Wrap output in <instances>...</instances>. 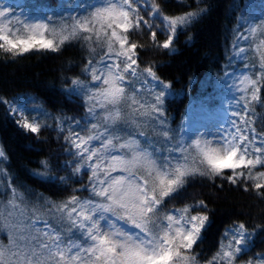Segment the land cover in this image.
<instances>
[{"label":"snow or ice","instance_id":"snow-or-ice-1","mask_svg":"<svg viewBox=\"0 0 264 264\" xmlns=\"http://www.w3.org/2000/svg\"><path fill=\"white\" fill-rule=\"evenodd\" d=\"M142 4L148 7L142 9ZM85 11L86 15L56 25L53 21L14 22L9 19L12 15L9 8H0L3 52L14 57L32 50L57 52L66 42L82 40L91 54L82 69L90 82L74 78L69 90H78L84 97L86 113L82 131H87V135L69 129L65 137L75 149L71 152L76 158L75 173L85 168L91 171L89 185L81 189L88 191L89 196L71 195L58 204L46 201L41 206L51 205L50 214L56 217L60 227L46 223L45 230L33 231L34 225L23 219L12 225L15 231L10 229L8 244H0V264H200V254L195 248L203 242V232L209 223V217L203 214L207 205L200 200L183 208L164 209L168 201L180 194L189 178L195 176L221 177L233 185H243L244 191L256 190L264 197V132H257L253 126L261 118L252 111L253 103H261L264 90V38L257 44L261 52L259 70L254 76L244 75L240 79L237 110L230 113L232 118L239 119L226 122L235 131L219 139L197 138L187 144L177 143L167 149L169 155H160L155 150L149 151L138 139L144 136L143 132L134 134L127 129L139 125L138 117L155 120L154 113L164 115L162 105L170 85L159 81L153 67L148 66L143 73L158 89L155 102L137 98L135 91L129 94L126 82L142 75L138 71L137 50L143 47L130 36L133 32L149 33L154 46L171 51L178 29L192 22L198 13L160 17L155 0H103L100 5L88 4ZM156 18L159 24L154 23ZM258 32L264 37L260 26L249 25L247 34L236 37L238 55L243 56L247 51L239 47V41L255 38ZM46 34L52 38H46ZM158 34L166 38L159 42ZM98 48L104 52L97 60ZM0 103L9 102L0 99ZM122 105L130 110L127 117ZM12 111L15 113L17 109ZM17 122L32 133L43 127L35 120L29 122L27 117ZM159 123L163 127L165 122ZM75 124L81 127V121ZM163 136L170 139L167 130H163ZM0 157H4L2 149ZM42 164L47 167L46 161ZM225 170L231 174L226 175ZM17 195L13 188L6 205L11 208L10 216L20 207ZM20 215L23 216V210ZM117 221L134 231L118 225ZM261 231L264 227L249 231L243 222L228 226L206 264H238ZM244 264H264V252L250 257Z\"/></svg>","mask_w":264,"mask_h":264},{"label":"trees","instance_id":"trees-1","mask_svg":"<svg viewBox=\"0 0 264 264\" xmlns=\"http://www.w3.org/2000/svg\"><path fill=\"white\" fill-rule=\"evenodd\" d=\"M41 1L51 12L59 13L63 6L62 0ZM91 1L74 0L69 5L71 12L65 13L66 17L86 13L85 8ZM253 1L260 0H155L161 16L203 9L200 18L178 29L171 51L154 46L149 33L137 32L133 37L144 41L146 47L138 49V71L142 76L132 78V81L147 78L143 69L151 66L159 81L170 85L165 90L169 93L168 98L162 105L163 117L169 128L175 130L179 127L187 104L179 97L189 93L190 98L201 95L200 89L189 84L220 73L225 67L237 34L235 29L244 10ZM51 19L56 24L61 23L60 17ZM154 23L159 24L156 20ZM165 38L163 34L157 36L159 42ZM90 55L88 46L82 40L66 42L57 52L32 50L14 57L0 50V99L23 103L27 119L43 125L38 133L24 130L9 116L5 104L0 103V149L5 159L0 163V244L7 245L10 229L15 231L12 225L19 224L22 219L26 223L28 217L45 218L51 226L60 227L56 217L50 214L51 205L41 207L46 201L58 204L71 195L89 196L88 191L81 189L89 185L91 171L85 168L75 173L76 158L71 154L75 149L65 137L69 135V129L72 132L80 130L75 121L84 123V97L78 90H69L74 78L90 82V77L82 73ZM100 55L103 51L98 48L95 58L98 60ZM153 93L145 97L146 101L152 98ZM179 93L182 94L178 96ZM261 105L263 99L261 103L253 104L252 110ZM255 128L257 132H264V117L257 120ZM143 130L148 132L144 137L146 144L156 145L157 149L153 147V150L159 153L162 139L158 132L146 124ZM177 139L176 132L175 143L171 138L167 141L176 145ZM42 161L47 162V167ZM13 188L18 193L16 202L20 207L10 216L8 212L11 208H6V205ZM200 200L207 205L203 214L209 217L203 242L195 248L200 254V264H206V260L215 253L228 226L243 222L249 231L264 227V197L256 190L244 191L243 185H233L221 177L210 182L201 176L192 177L180 194L167 202L164 210L183 208ZM21 210L23 216L20 215ZM63 230L66 231V226ZM261 252H264V231L258 232L253 247L240 258L238 264H244V261Z\"/></svg>","mask_w":264,"mask_h":264},{"label":"rangeland","instance_id":"rangeland-1","mask_svg":"<svg viewBox=\"0 0 264 264\" xmlns=\"http://www.w3.org/2000/svg\"><path fill=\"white\" fill-rule=\"evenodd\" d=\"M32 1L33 0H0V8H3V7L9 8L10 13H12V15L9 16V19L13 20L14 22L16 20H19L21 22H29V23L40 22L39 20L41 18H42V22H49V20L52 17H60V21L67 20L71 22L70 18L66 17L65 13L67 11L71 12L72 7H69V5L73 3L74 0H63V6L60 7L59 13L51 12L50 9H48L42 4L41 0L38 1V3H36V6L38 7H31V5H34ZM95 3H98V1L95 0ZM102 3H103V0L100 1L98 4L100 5ZM142 5H143V8L148 7L144 4ZM251 5L253 6L248 7L247 10L242 14V17L238 23V26L243 25V27L240 28L239 32H237L236 37L240 36L242 33L247 34L246 30L249 27V25H252L253 27L260 26V31H264V0L258 1L257 3H252ZM38 8H40L41 10H44L49 17L47 15L38 17L37 16ZM189 12L198 13V15L192 21L194 22L195 20L200 18V16L203 14V9L201 8L191 9ZM86 14L87 13H82L81 15H86ZM150 15L151 14L149 12V16ZM181 15H184V14H175L172 16H181ZM160 17L162 16L160 15ZM155 20L160 23L159 18H156ZM59 24H56V25H59ZM21 33L24 34L22 27H21ZM134 33L135 32H133V34ZM132 36L133 35L131 34L130 39L133 42H136L143 46L139 50L145 49L146 44L139 42L135 38L132 39ZM236 37H235L234 44H233L234 47L232 49L230 57L228 58L227 63L225 67L223 68V70L220 73L212 75L211 77L203 78L202 79L203 81H199L197 83L191 82L189 84L190 87H196L197 85L200 89L201 94L206 90L205 98L207 102L209 103V105H215L213 108L209 109L206 105L207 102L205 100L201 101L200 104H194L193 102L188 104L187 102L189 100L193 98L197 99V97L192 96V98H190V93L185 94L179 97V99L186 100L187 110L185 113V117L181 118L179 122V127H177L175 130L169 128L168 123L165 121L163 116H158L155 113L153 114L154 116L157 117L155 120L148 118L149 122L148 121L145 122L146 118L138 117V119L140 120L139 125L138 126L130 125L127 130L132 131L134 134H136L137 132L140 133L143 130L144 124L149 125L155 132H158L159 137L162 139V140L160 139L159 140L163 142L165 146L166 155H169L167 149L172 147L173 144L169 143L167 140H164L165 138L163 136V130H166L165 128H167V131L169 132V136L173 140V143H175L176 141V132L180 130L181 137H179V134L177 135L180 140V143H183V144H187L191 140L197 139V138L201 140L205 138L209 140L219 139L221 135H227L229 131H235V129H229L226 126V122L230 119H236V118H232L230 116V113L233 110H235V108L237 107L236 101L241 95V92L239 91L240 79L244 75L254 76V74L259 70L261 52L257 50V44L259 43V39L264 38V37H260L259 32H258L255 38L249 37L247 41H245L244 39H241L239 41V47L244 46V48L247 50L246 53L243 56H241L237 54L238 48L236 47V44H237ZM46 38L51 39L52 36L46 34ZM147 78L151 79L149 77ZM220 80H221V83H218V81ZM141 82L142 80L137 81L136 83L141 84ZM153 84L154 82H152V84L144 83V87L148 88V87H151ZM219 84L225 85L224 92H221L223 93L222 98H220L221 94L219 95L218 91L214 92L213 90L214 87L216 88ZM153 89L154 90L145 89L143 90V94L141 95L143 96V99L146 100L145 97L149 95L150 92L153 91L154 93H153L152 98L148 100L149 103L155 102L154 96L158 93L157 88H153ZM181 94L182 93H179L178 96H180ZM171 95L176 96L175 93H171ZM218 96L220 98V101H219ZM137 98H140V97L137 96ZM165 98H168V95ZM261 99H263V105H261V107H259L258 109H255L254 111L253 110L252 111L256 117H260L262 119L264 117V90H262L261 92ZM8 102L9 103H5L6 109L8 110L9 115L17 123V125L20 126V124L17 121L22 120L24 117H27L25 115L26 114L25 106L22 104H16L12 100ZM216 104H219V105H216ZM13 108L17 109L15 113L12 111ZM121 109L124 115L127 117L130 111L128 107L126 105H122ZM160 120H163L165 122L163 127H161L159 123ZM29 122H32V120H30ZM253 126L255 127V124ZM83 135H87V134L85 133ZM94 146H98V143L96 145L94 144ZM3 161H4V158L0 157V163H2ZM225 173L226 174L228 173L229 175L231 174L230 170H225ZM117 174L118 173H113V175H117ZM203 178L207 182H210L211 180L208 177H203ZM190 179L192 178H189V180ZM46 223H47L46 220L35 219V218H29V221H28V224L34 225L33 231L45 230Z\"/></svg>","mask_w":264,"mask_h":264},{"label":"bare ground","instance_id":"bare-ground-1","mask_svg":"<svg viewBox=\"0 0 264 264\" xmlns=\"http://www.w3.org/2000/svg\"><path fill=\"white\" fill-rule=\"evenodd\" d=\"M253 104H256V103H253Z\"/></svg>","mask_w":264,"mask_h":264}]
</instances>
